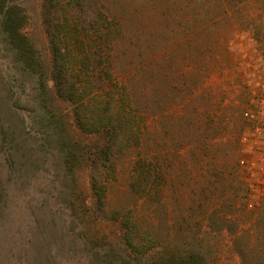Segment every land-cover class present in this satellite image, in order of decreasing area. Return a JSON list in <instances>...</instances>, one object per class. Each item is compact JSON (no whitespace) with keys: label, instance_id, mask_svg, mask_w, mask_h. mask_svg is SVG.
Returning <instances> with one entry per match:
<instances>
[{"label":"rangeland","instance_id":"1","mask_svg":"<svg viewBox=\"0 0 264 264\" xmlns=\"http://www.w3.org/2000/svg\"><path fill=\"white\" fill-rule=\"evenodd\" d=\"M41 2L0 0V264H95L103 242L81 207L91 201L88 168L66 171L57 154L69 142L72 108L51 103V88L40 96L12 51L24 35L33 59L49 65ZM87 8L121 22L115 72L147 125L158 127L170 185L209 199L187 209L170 195L139 212L154 217L172 248L199 244L211 264H264V0H91ZM124 164L111 187L120 208L144 197L128 187ZM205 178L215 188L200 194Z\"/></svg>","mask_w":264,"mask_h":264},{"label":"trees","instance_id":"2","mask_svg":"<svg viewBox=\"0 0 264 264\" xmlns=\"http://www.w3.org/2000/svg\"><path fill=\"white\" fill-rule=\"evenodd\" d=\"M90 1L42 0L41 17L50 53L47 68L42 61L33 59L36 52L24 35L19 34V46L15 45L14 35L18 33L13 29L10 40L23 70L35 75L39 95L45 96L51 88V103L65 102L72 108L70 120H65L71 129L69 142L61 144L57 154L66 171L71 165L75 170L88 168L91 201H81V207L93 219V231L103 242L93 249L95 264H211L199 244L172 248L162 241L157 236L154 217L139 212L138 208L148 200L160 204L168 202L170 195L187 203V209L195 205L194 201L207 205L209 199L197 198L189 184L188 189L174 182L170 185L169 151L155 139L158 127L147 125L129 95L126 78L115 72L113 50L123 37L121 22L102 10L92 12L87 8ZM41 107L49 123L55 119L57 122L49 104ZM78 132L85 134L83 139ZM149 144L153 146L148 148ZM204 152L200 150L201 156ZM126 162L128 187L136 189L138 185L144 197L130 207L120 208L111 187L121 177ZM207 178L201 182L200 194L215 188ZM229 192L225 190V199L231 202Z\"/></svg>","mask_w":264,"mask_h":264}]
</instances>
